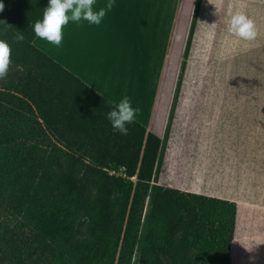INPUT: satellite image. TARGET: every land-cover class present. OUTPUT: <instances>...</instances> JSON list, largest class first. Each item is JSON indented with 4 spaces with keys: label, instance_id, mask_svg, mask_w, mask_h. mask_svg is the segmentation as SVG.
Segmentation results:
<instances>
[{
    "label": "trees",
    "instance_id": "obj_1",
    "mask_svg": "<svg viewBox=\"0 0 264 264\" xmlns=\"http://www.w3.org/2000/svg\"><path fill=\"white\" fill-rule=\"evenodd\" d=\"M0 3L11 48L0 79V227L4 214L16 223L0 234V264H131L141 241L140 264H230L235 205L157 185L182 73L164 139L136 121L121 135L107 119L114 105L33 45L49 0Z\"/></svg>",
    "mask_w": 264,
    "mask_h": 264
},
{
    "label": "crops",
    "instance_id": "obj_2",
    "mask_svg": "<svg viewBox=\"0 0 264 264\" xmlns=\"http://www.w3.org/2000/svg\"><path fill=\"white\" fill-rule=\"evenodd\" d=\"M196 1L115 0L100 25L33 45L111 104L129 97L160 140L182 73L157 185L234 204L230 264H264V0H201L185 60ZM236 12L254 40L228 31Z\"/></svg>",
    "mask_w": 264,
    "mask_h": 264
},
{
    "label": "clouds",
    "instance_id": "obj_3",
    "mask_svg": "<svg viewBox=\"0 0 264 264\" xmlns=\"http://www.w3.org/2000/svg\"><path fill=\"white\" fill-rule=\"evenodd\" d=\"M208 2L210 3V0ZM95 3L96 0H49L47 7L43 9L42 20H37L33 25L36 38L59 47L63 39L62 29L69 20H83L90 25H100L106 13L115 6V0H108V3L98 10L94 8ZM3 10L4 5L0 3V12ZM228 31L247 41L254 40L258 34L255 22L243 12H236L231 16ZM13 39L15 42H22L24 35L18 32ZM10 64L11 48L5 40L0 39V79L6 78ZM139 112L140 109L134 108L130 98L125 96L107 113V119L115 132L128 135L127 125L135 122Z\"/></svg>",
    "mask_w": 264,
    "mask_h": 264
},
{
    "label": "rangeland",
    "instance_id": "obj_4",
    "mask_svg": "<svg viewBox=\"0 0 264 264\" xmlns=\"http://www.w3.org/2000/svg\"><path fill=\"white\" fill-rule=\"evenodd\" d=\"M150 209H151V199L149 196L145 200L144 209L142 212V223L145 222V219L147 218V216L150 212ZM15 225H16V223H15L13 218H9L5 214L2 215V227H0V234H2V232L6 231V230H10V228H14ZM143 226H144V224H143ZM143 232H144V230L142 231V233ZM179 237H180V235H179ZM141 248H142V241L139 243V246L135 249V252L133 255V260H132L131 264H140L139 258H140ZM188 256L191 259V261L197 262V260H198L197 249L195 247H191L188 251Z\"/></svg>",
    "mask_w": 264,
    "mask_h": 264
},
{
    "label": "built area",
    "instance_id": "obj_5",
    "mask_svg": "<svg viewBox=\"0 0 264 264\" xmlns=\"http://www.w3.org/2000/svg\"><path fill=\"white\" fill-rule=\"evenodd\" d=\"M110 174L114 175L115 173L114 172H111Z\"/></svg>",
    "mask_w": 264,
    "mask_h": 264
}]
</instances>
